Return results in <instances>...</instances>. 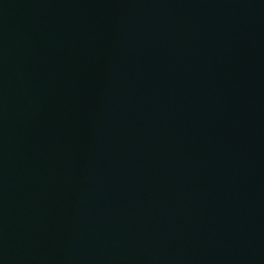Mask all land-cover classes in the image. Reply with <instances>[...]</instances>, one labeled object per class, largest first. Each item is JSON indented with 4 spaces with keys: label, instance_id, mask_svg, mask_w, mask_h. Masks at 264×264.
Instances as JSON below:
<instances>
[{
    "label": "water",
    "instance_id": "1",
    "mask_svg": "<svg viewBox=\"0 0 264 264\" xmlns=\"http://www.w3.org/2000/svg\"><path fill=\"white\" fill-rule=\"evenodd\" d=\"M0 264H264V0H0Z\"/></svg>",
    "mask_w": 264,
    "mask_h": 264
}]
</instances>
